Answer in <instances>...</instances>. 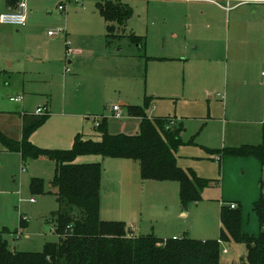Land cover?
Here are the masks:
<instances>
[{
	"label": "rangeland",
	"instance_id": "374dc122",
	"mask_svg": "<svg viewBox=\"0 0 264 264\" xmlns=\"http://www.w3.org/2000/svg\"><path fill=\"white\" fill-rule=\"evenodd\" d=\"M103 1L109 0H87L83 5L67 0H26L37 14L34 20H28L24 28L0 24V106L13 108L26 103L29 110H35L49 102L56 113L66 103L68 111L81 116L80 134L91 139L99 134L96 119L102 123L106 118L111 133H139L140 119L129 115L131 107L145 110L148 116L181 121L184 142L178 151L181 167L201 166V171L213 174L210 179L214 181L203 193V200L184 209L177 181L150 180L142 185L139 163L119 159L135 164L137 170L135 173L131 167L125 177L124 173L114 176L111 168L102 164L104 216L115 196L110 181L122 176L129 186L140 185L139 207L144 229L141 234L153 233L170 239L187 233L192 239H204V227L208 224L210 228H218L220 239L221 216L220 213L215 216L210 206L216 203L210 199L217 200L222 191L219 187L222 168L216 157L214 161L208 156L213 158L214 153L209 151L222 149L228 143L221 124L225 109L231 121L253 120L252 110L260 113L256 94L257 84L263 83V78L259 65L253 64L258 53L252 45L242 51L235 39V29L236 20L246 15L245 25L251 28L247 38L253 42L255 30L264 31V2L249 3L252 7H243L236 12L241 15L233 13L230 20L219 8L198 4L205 0H121L131 7L133 16L120 27L121 35L108 40L107 23L97 7ZM4 4L5 0H0V15ZM61 4L66 5L63 13L58 8ZM253 6L255 16L249 13ZM208 25L221 29V41L198 42L199 26ZM52 30L67 33V40L60 33L49 38L48 32ZM133 35L145 38L147 47L141 50L139 44H133L130 38ZM68 41L71 50L77 52L72 56H67ZM259 54L263 57L264 51ZM205 61L219 65L209 66ZM24 86L38 90L39 95L25 94ZM218 94L224 98L223 102ZM22 95L23 103L10 101ZM114 106L121 108V117L114 116ZM56 117L54 114L53 118ZM49 122L36 131L46 132ZM19 154L0 143V233L7 230L3 239L13 252L41 253L47 244L59 241L53 223L59 204L55 194L50 193L55 163L42 158L24 160ZM99 158L107 163L113 161ZM35 178L44 180L47 194L32 193L30 183ZM224 184L225 192L235 196L234 180H225ZM161 193L168 195L163 198ZM243 214L245 231L257 234L259 223L253 210L244 209ZM222 247L228 253L221 254V264L241 263L245 245L232 242L223 243Z\"/></svg>",
	"mask_w": 264,
	"mask_h": 264
},
{
	"label": "trees",
	"instance_id": "16d2710c",
	"mask_svg": "<svg viewBox=\"0 0 264 264\" xmlns=\"http://www.w3.org/2000/svg\"><path fill=\"white\" fill-rule=\"evenodd\" d=\"M18 0H11L15 5ZM98 11L108 23L107 39L133 16L131 7L122 1H103ZM114 24V25H113ZM116 25V26H115ZM131 42L145 49V38L131 36ZM129 115L141 120L140 132L134 136L111 135L104 119L98 132L100 141L78 135L70 150H45L30 142L31 135L43 126L50 115H24L23 139L10 140L0 134V143L9 151L28 158L47 159L55 163L51 182L59 210L53 214L59 241L49 243L41 253L13 252L0 233V264H221V244L235 242L246 247L240 264H264V197L253 205L259 222V233L243 229L241 207L223 206L220 240L200 241L189 237L159 239L153 235L133 237L124 222L103 221L100 217L103 167L100 163L77 164L82 156L98 155L140 163L143 181H177L184 209L202 201V193L212 180L199 178L193 171L178 166L176 153L184 145L182 129L173 126L171 118L150 119L141 108H129ZM215 154L232 157H256L264 165V147L242 146L216 150ZM33 194H47L43 179L30 183Z\"/></svg>",
	"mask_w": 264,
	"mask_h": 264
},
{
	"label": "crops",
	"instance_id": "0c3cea01",
	"mask_svg": "<svg viewBox=\"0 0 264 264\" xmlns=\"http://www.w3.org/2000/svg\"><path fill=\"white\" fill-rule=\"evenodd\" d=\"M21 1L22 0H18L15 3V5H13L11 3V0H5L3 13L16 11L18 9V4ZM176 1H178V0H176ZM122 2L124 3L125 1H122ZM198 4L200 6L203 5V6L217 7L220 9V11L222 13L225 14V16L228 15L230 20L232 18L233 13H235L236 16L241 15V13L238 14L236 12H238L243 7H252L251 6L252 3H250L251 5L249 3H245L242 5L236 4V6H232V3H231V9L227 10L226 6H224V5L220 6L218 4H215V3H212L209 1H202L201 3H198ZM65 7H66V5H65ZM254 10L255 9L253 6V9H251V12H249L250 15L255 16L257 14V12ZM3 13H1V14H3ZM202 15H204V13ZM27 16H28V20L30 21L31 19L34 20L37 17V14H35L34 10L29 8V6H28V15ZM241 18H243V19H241ZM241 18L239 20H236L237 27L235 29V39H238L237 43L239 44V47L242 49V51H244V52L247 51L246 49L250 48L251 45L257 50V53H258L256 56L257 61L254 60L255 63H253V64L259 65V67L261 68V69H259L260 70V76L262 77V72L264 71V70H262L264 68V56L263 57L260 56L259 53L261 52V50L264 51V42L261 40V39H263L262 35L264 36V31H261V29L258 28L257 31L255 30V32H254L255 40L253 42L249 41L247 37L251 32V28L249 26L245 25L246 15L243 17L241 15ZM2 25H4V24H2ZM26 25L22 26V27L12 26V25H7V26H12V27H16V28H24V27H26ZM107 25H108V23H107ZM198 29H199L197 32L199 34L197 36L198 42H200L203 39L208 41V42H215V41L217 42V40L221 41V34H220L221 29L219 27L208 25L205 27L199 26ZM118 33H120V34H118ZM116 34L121 35V30L120 29L117 30ZM230 35L231 34L229 32V37H230ZM62 37L67 40V33H66V36L62 35ZM49 38H54V37L49 36ZM146 47H147V43H146ZM76 53L77 52H75V54ZM68 63L70 64L73 62H68ZM204 63L209 64V66L219 65V64H217V62H212V61H210V63L205 61ZM213 63H215V64H213ZM212 77L205 80L206 84L209 81H211L210 79ZM257 88H258V92L256 94V100H257L256 102L258 103V106L260 107V113L258 110L257 111L252 110L253 120L239 119V120L231 121L228 118V112L225 109V113H224L225 119H223L221 121V124L223 127L224 140H225V142H228V143L227 144L225 143L224 147H222V149H219V150L230 149V148H240L242 146H252V147L263 146L264 147V79H263V83L258 82ZM23 92L25 94H29L33 97H37V95H39L38 90L32 91L29 88H27V86L23 87ZM19 97L23 98L22 101L15 102V103H23L24 102L25 97L23 95L19 96ZM19 97H17V98H19ZM218 97H221L220 100L223 102L224 98L222 96H220L219 94H218ZM12 98H14V97H12ZM10 101L14 102L11 100V98H10ZM50 105L51 104L49 102H47V105H44V106L38 105V107L35 110H29L28 109L29 105L26 103L25 104L23 103L22 105H18L17 107H13V108L6 107V106H0V134L3 135L4 137L10 139V140L20 142L23 139V116L24 115L40 116L37 114V111L39 109H44L47 112V114L50 115V117L48 119L50 121L49 122L50 126H49L48 130L44 133H40L37 131L35 133H33L31 135L30 142L32 141L31 143L33 145H35L38 148L45 149V150H70V149H72L75 138L78 135H81L80 134V128H81L80 117L81 116L77 112L68 111V107H67L66 103L64 104L63 109L60 112H56V113L52 112V110L50 109ZM54 114L57 115L56 118H53ZM51 117H52V120L50 119ZM149 118L152 119V118H160V117L149 116ZM171 119H173V118H171ZM174 120H175L176 126L180 125V127L182 129L181 137H183L182 122L177 121L176 119H174ZM179 122H180V124H179ZM140 123H141V120H140ZM108 132L111 135L123 134V135H128V136H134L133 134L111 133L110 131H108ZM137 134H139V133H137ZM82 136L85 139H91V137H89V136H87V137L84 135H82ZM91 140L100 141L101 140L100 133L98 134V136L95 139H91ZM215 151L216 150H210L209 152L214 153ZM211 156L213 158H209V156H208V159L215 161V157H216L217 158L216 160L218 161V163L220 164V166L222 168V180H221L220 185H219V187H221V190H222L220 193V196L218 197L217 200L209 198L210 201H213L214 203H216L214 206H210L211 208H213L215 216L217 217L219 213L221 216L222 207L225 205L226 206L234 205L236 207H241L242 211L244 209H246V210L250 209V211L253 210V205L257 201H259L261 198L264 197V165L261 163V161L258 158L252 157V156H250V157H232V156H224L223 154H215V153H214V155H211ZM85 157H87V156H85ZM96 157L97 158H85V159H81L82 157H79L76 160V163L77 164L100 163L101 165L104 164L106 166V168H111L114 176H116V175L119 176L120 174L124 173V177H125L126 170H129V168H131V167L135 168V173H136V170H137L136 167L137 166H135V164H132L130 162L129 163H123V162H120L119 159H112L113 160L112 162L107 163L106 160H102L101 158H99L98 155ZM100 157H102V156H100ZM176 157H177L178 166L181 169L186 170V171H193L199 178L214 181V179H210V177H213V174L212 173L207 174L206 172L201 171L202 170L201 166H199V167L195 166L194 169H192V168L186 169V168L181 167V165L179 163V159L181 158V156L178 155V152L176 153ZM102 158L103 159H111V158H104V157H102ZM131 161H133V160H131ZM135 162L139 163L137 161H135ZM54 167L56 170V166H54ZM138 167H139L138 169L140 170V172H139L140 181H141L140 184L143 185L146 182H149L150 180L149 181H143L141 179L140 163L138 164ZM22 170L26 171V168L23 167ZM103 178H104V168H103L102 180H103ZM225 180L227 182L234 180L235 185H236V192H235L236 195L235 196H231L228 192H225V190H224ZM110 185L114 186L115 190H113V194H115V196H114V198H112L111 202L108 203V210L106 211V217L104 216L105 206H103V195H102V191H101L100 217L103 221H106L108 219V220H112L109 222H124V223H126L130 229V234L133 237L153 235L159 239H164V240L168 239L167 237L157 236L153 233L148 234V235L141 234V232L144 229H143V224L141 222L143 219V216L141 217V215H140L141 211H140V207H139V204H140L141 199H142L140 197V193H139V189H140L139 184L138 185L137 184H130V186H129L128 181L124 180V178H122V176H121L119 178L116 177L114 180L110 181ZM166 187H168V186H166ZM101 188H102V186H101ZM179 188H180V184H179ZM209 188H211V186ZM209 188L204 190L203 193H205ZM177 189L178 188L176 186L175 195L177 194ZM180 190H181V188L179 189V191ZM203 193H202V200H203ZM167 195H168L167 193H164L163 195L161 193V196L163 198H165ZM180 201H181V199H180ZM181 215L184 217V216H186V213L182 212ZM255 216H256V214H255ZM256 218H257V216H256ZM257 221H258V219H257ZM219 223H220V234H221V229H222L221 220L219 221ZM172 224L173 225L175 224L174 220L172 221ZM244 226L245 225H244V214H243V229L245 231ZM213 227L210 228V226L207 224L204 227V237H202L204 239H197V240H200V241L220 240V239H217L218 238L217 237L218 236L217 235L218 234V228L216 227V229H213ZM4 230H6V229H4ZM256 230H257V224H256ZM258 233H259V227H258ZM252 234L257 235L256 233H253V232H252ZM184 236L191 238L187 233ZM184 236L174 235L171 238L172 239L183 238ZM209 238H213V239H209ZM219 242H220V244L222 243L221 244V248H222L221 253L227 254L228 251H227V253H223V250H225L222 247L223 242H221V241H219ZM232 242H230V243H232ZM245 256H246V252L242 258H244Z\"/></svg>",
	"mask_w": 264,
	"mask_h": 264
},
{
	"label": "built area",
	"instance_id": "2783aa9c",
	"mask_svg": "<svg viewBox=\"0 0 264 264\" xmlns=\"http://www.w3.org/2000/svg\"><path fill=\"white\" fill-rule=\"evenodd\" d=\"M67 1H71L73 3H75L76 5H83L87 0H67ZM111 1H116V0H111ZM117 1H121V0H117ZM205 1H209L215 4H218L220 6H222V3H227V10L231 9V3H237V5H242L245 3H258V2H264V0H205ZM59 11L60 12H64L66 7L65 4H61L59 7ZM28 5L26 0H22L19 4H18V9L16 11H12V12H5L3 14L0 15V23L4 24V25H12V26H18V27H22L25 26L27 24L28 21ZM59 33L63 36H66L64 31H57V30H52L48 32V36L50 37H56L59 35ZM71 43L68 41L66 43V48H67V56H72L75 54L74 51L71 50L70 48ZM262 78L264 79V71L262 72ZM22 97L19 98H11L12 101L14 102H19L22 101ZM113 112H114V116L119 118L123 115L122 110L119 106H114L113 107ZM38 115H46L47 112L44 109H39L37 111ZM97 121V125L98 127L101 126V122L99 121V119H96ZM175 126V120L174 119H170V125L167 127V129L171 128ZM35 199H31L32 203H35ZM236 206L232 205L231 208L235 209ZM177 239V238H175ZM222 244V243H221ZM223 253H227V250H223Z\"/></svg>",
	"mask_w": 264,
	"mask_h": 264
}]
</instances>
